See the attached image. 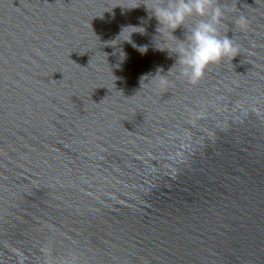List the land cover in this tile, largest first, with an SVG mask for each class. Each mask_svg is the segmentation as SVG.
Segmentation results:
<instances>
[{"label":"water","instance_id":"obj_1","mask_svg":"<svg viewBox=\"0 0 264 264\" xmlns=\"http://www.w3.org/2000/svg\"><path fill=\"white\" fill-rule=\"evenodd\" d=\"M161 3L0 0V264H264V0L196 85Z\"/></svg>","mask_w":264,"mask_h":264},{"label":"clouds","instance_id":"obj_2","mask_svg":"<svg viewBox=\"0 0 264 264\" xmlns=\"http://www.w3.org/2000/svg\"><path fill=\"white\" fill-rule=\"evenodd\" d=\"M152 13L159 23L157 31L164 28L171 34L185 27L190 18H200L187 28L185 40L176 49L177 62L182 66L181 74L192 85L204 78L210 66L225 58L233 60L238 55L239 49L233 40L227 35L221 37L219 34L218 25L223 11L216 0H162L161 4L152 9ZM237 23L241 29L246 27L244 18H240ZM170 71L171 68L168 72ZM168 83L162 76L161 86H167Z\"/></svg>","mask_w":264,"mask_h":264}]
</instances>
